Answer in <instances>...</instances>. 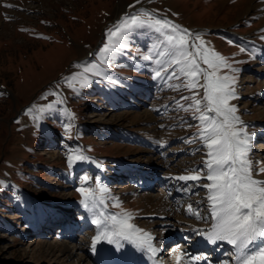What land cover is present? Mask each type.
I'll list each match as a JSON object with an SVG mask.
<instances>
[{
    "label": "rangeland",
    "instance_id": "1",
    "mask_svg": "<svg viewBox=\"0 0 264 264\" xmlns=\"http://www.w3.org/2000/svg\"><path fill=\"white\" fill-rule=\"evenodd\" d=\"M133 1L0 0V264H95L92 220L102 211L127 213L144 231L156 219L149 201L168 202L173 226L164 232L176 237L182 228L211 225L196 215H209V181L177 179L204 167L206 150L186 139L197 122L180 108L192 93L170 87L181 81L153 79L156 64L142 57L162 50L154 30L134 28L122 43L110 35L132 15L182 23L241 69L218 74L236 76L239 98L230 103L252 135L253 174L264 180L255 175L264 167V0H143L117 20ZM114 43L121 47L104 51ZM84 79L91 83L81 88ZM80 153L89 160L70 168L68 155ZM82 186L105 203L85 209ZM174 242L164 243L157 261L170 263Z\"/></svg>",
    "mask_w": 264,
    "mask_h": 264
},
{
    "label": "snow or ice",
    "instance_id": "2",
    "mask_svg": "<svg viewBox=\"0 0 264 264\" xmlns=\"http://www.w3.org/2000/svg\"><path fill=\"white\" fill-rule=\"evenodd\" d=\"M142 15L148 18L141 19L137 15L124 18L110 35L119 37L122 43L125 33L134 28L147 27L154 30L163 37L162 50L142 57L145 61L154 60L156 68L153 79L181 81L170 87L176 90L183 87L192 93L191 96L181 97L182 100L191 102L180 105V108L186 112L191 110V118L197 122L196 125H188L196 126L197 133L186 139L189 143L200 142L206 150L204 167L192 169V174L182 175L177 179L209 181L203 185L207 190L209 215L203 216L199 212L196 215L206 223L211 221L208 229L194 231L204 236L210 244L224 241L232 246L235 251V264H264V247H252L258 241L264 240V180L256 179L253 174L254 162L250 159L253 151L252 135L248 133V126L238 115L237 106L230 103L231 100L239 98L235 91L236 76L218 74L224 68L232 73H239L241 69L232 67L218 53L210 52L199 34H192L167 19L153 17L151 13ZM121 43L107 46L104 51L114 52L121 47ZM85 71L90 72L91 69L86 68ZM65 82L72 86L71 78ZM89 83L91 81L84 79L80 82V87L83 88ZM52 107L53 105H48V108ZM40 111L43 112L44 109ZM67 130L66 127L65 131ZM67 160L71 168L75 161H87L89 157L82 153L69 154ZM261 173H264V167H260L255 175ZM88 179L85 178V183ZM77 191L85 197L80 200V204L89 211L95 209L97 203H105L103 199L97 201L92 190L87 187H79ZM100 191L106 192L107 189L101 188ZM99 217L102 218L92 220L97 226V234L92 238L93 251L101 237L109 244H114L117 249L123 247L122 241H128L137 248L150 252L153 257L161 251L153 244L154 237L129 223L132 218L130 214L121 216L102 211ZM172 251L178 253L177 264L182 258H186L185 264L208 261L207 256H189L187 252L181 251L179 245Z\"/></svg>",
    "mask_w": 264,
    "mask_h": 264
},
{
    "label": "bare ground",
    "instance_id": "3",
    "mask_svg": "<svg viewBox=\"0 0 264 264\" xmlns=\"http://www.w3.org/2000/svg\"><path fill=\"white\" fill-rule=\"evenodd\" d=\"M143 171L150 172V169L146 167L144 168ZM151 173H154V171ZM153 176L155 177V175ZM148 204L157 205L156 212L152 213L156 219H153L152 223L148 225V229L150 230L145 229L143 232H146L150 234L152 237H154L153 244L161 250L156 254L155 256L156 258L158 257L159 254L163 252L164 243L175 240L177 242H174L170 245V248L171 247L174 248L176 247V244L184 240L186 242H190L191 245H188L187 248L185 249L181 248V251L187 252L189 256H195L202 252L205 254L203 256L208 257L207 262L201 260L196 262V264H229L228 262L229 260L230 262H233V264H235V261H232L231 259L227 260L225 263L224 259L226 258V256L224 258H221L222 255H224V253L227 250H233L234 254L231 257L233 256L235 257V251L232 248V246H230L229 244H227V242L224 241H219L215 245L210 244L207 242L204 236L194 231L195 229H208L210 226L204 227V225L198 224L195 226L194 229L182 228L176 237L175 230L164 232L166 229H168V226L172 224L170 220L171 218H173L171 216V213L167 211L169 207L168 202L167 201L160 202L159 200L155 202L149 201ZM145 223L148 224V221H146ZM162 232L164 233L162 234ZM99 243L100 242L97 243L95 251L91 249L89 252V254H91L97 260L95 264H161L160 262L155 263L156 262V260H154L155 257H153L150 252L141 250L128 241H122L123 247L120 249H117L116 246L113 244H112L113 246L104 245V244H101L100 246ZM260 246L264 247V241L263 244L261 245L255 244L252 247L253 249H259ZM66 249H67V245L65 244L63 250L66 251ZM210 254H212L211 257ZM177 255L178 253H176V256ZM185 259L186 258H182L179 264H185ZM173 264H177V260Z\"/></svg>",
    "mask_w": 264,
    "mask_h": 264
}]
</instances>
